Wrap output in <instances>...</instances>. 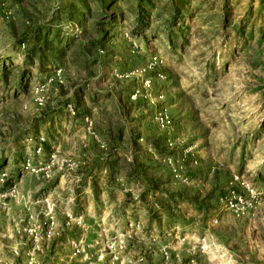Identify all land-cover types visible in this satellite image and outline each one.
<instances>
[{
	"label": "rangeland",
	"instance_id": "obj_1",
	"mask_svg": "<svg viewBox=\"0 0 264 264\" xmlns=\"http://www.w3.org/2000/svg\"><path fill=\"white\" fill-rule=\"evenodd\" d=\"M0 264H264V0H0Z\"/></svg>",
	"mask_w": 264,
	"mask_h": 264
}]
</instances>
